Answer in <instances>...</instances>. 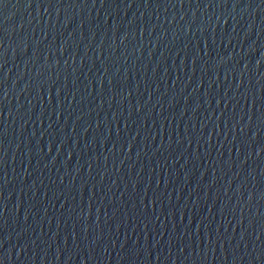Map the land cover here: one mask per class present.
Returning <instances> with one entry per match:
<instances>
[{"label":"water","instance_id":"95a60500","mask_svg":"<svg viewBox=\"0 0 264 264\" xmlns=\"http://www.w3.org/2000/svg\"><path fill=\"white\" fill-rule=\"evenodd\" d=\"M254 95L264 0H3L0 260L264 264Z\"/></svg>","mask_w":264,"mask_h":264},{"label":"snow or ice","instance_id":"6c2138e0","mask_svg":"<svg viewBox=\"0 0 264 264\" xmlns=\"http://www.w3.org/2000/svg\"><path fill=\"white\" fill-rule=\"evenodd\" d=\"M181 3H183V0H181ZM0 4H3V0H0ZM257 99H259L262 103V106H264V96L257 97L254 95L253 102L255 103L257 101ZM261 115L264 116V113H262ZM249 119H251V117ZM2 134H3V130L0 129V135H2ZM260 151H264V145L261 146ZM0 264H3L2 260H0Z\"/></svg>","mask_w":264,"mask_h":264}]
</instances>
